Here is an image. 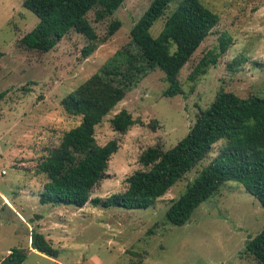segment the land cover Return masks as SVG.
<instances>
[{
	"label": "rangeland",
	"instance_id": "1",
	"mask_svg": "<svg viewBox=\"0 0 264 264\" xmlns=\"http://www.w3.org/2000/svg\"><path fill=\"white\" fill-rule=\"evenodd\" d=\"M153 1L126 0L113 17L100 22L96 20L100 9L90 12L88 20L101 39L113 21L120 20L122 27L84 58L82 50L89 41L76 32L49 53L24 48L22 38L39 20L24 8L25 0H0V92L6 93L0 104V260L20 249L28 255L23 264H134L142 255L143 264H253L241 253L246 241L263 229L264 208L241 184L227 182L182 227L172 226L166 218L171 204L226 147V141L146 210L104 207L93 201L82 209L41 203L48 178L38 174L39 166L64 134L81 122L66 114L62 100L105 67L129 69L130 57H139L131 31ZM181 1L174 2L153 27L154 37ZM200 1L219 15L220 23L182 69L183 94L165 97V74L135 62L146 73L97 127L98 145L115 140L119 151L91 200L106 201L124 193L127 179L144 169L141 155L152 147L174 148L220 91L264 98V0ZM223 39H231L224 54ZM210 53L221 55L217 65L193 82L190 75ZM122 110L142 122L126 134L110 125ZM33 218L38 220L29 224ZM33 230L51 242L59 253L57 260L31 249Z\"/></svg>",
	"mask_w": 264,
	"mask_h": 264
},
{
	"label": "trees",
	"instance_id": "2",
	"mask_svg": "<svg viewBox=\"0 0 264 264\" xmlns=\"http://www.w3.org/2000/svg\"><path fill=\"white\" fill-rule=\"evenodd\" d=\"M177 0H154L131 31L132 43L139 57L131 56L129 69L108 66L93 75L61 102L70 117L81 118L80 124L66 132L60 145L53 149L39 166L38 174H45L42 204H57L84 208L89 201L104 207L118 206L128 210H146L165 196L204 160L214 147L226 141V147L202 170L185 193L171 204L166 212L169 224L182 227L201 204L217 195L227 182L244 186L264 208V98L254 94L245 98L232 92L220 91L212 105L201 111L194 127L174 148L164 151L152 147L140 157L143 170L127 179L128 189L106 201L91 200L93 189L104 179L111 159L119 151V143L110 141L100 146L96 130L105 117L120 103L146 73L143 62L150 69L165 74L168 88L165 97L183 94L179 79L182 69L189 63L203 42L219 25L220 17L206 8L200 0H182L166 18L157 37L151 30L166 16ZM126 0H25L23 6L39 20L26 34L21 45L40 53L53 51L71 32L83 35L88 41L82 54L90 57L100 45L113 37L122 27L120 20L111 23L107 36L101 39L88 20V14L99 8L97 22L113 17ZM231 39H223L224 54ZM3 55L0 54V58ZM220 54L210 53L203 58L190 75L197 81L216 66ZM6 93L0 92V104ZM132 114L122 110L111 120L115 132L126 134L134 125ZM156 123V121H153ZM155 127L154 125H150ZM31 249L47 257L58 259L59 253L41 233L30 234ZM253 264H264V227L249 238L241 253ZM28 258L20 249L12 250L8 259L23 264ZM142 255L138 263L143 264Z\"/></svg>",
	"mask_w": 264,
	"mask_h": 264
},
{
	"label": "water",
	"instance_id": "3",
	"mask_svg": "<svg viewBox=\"0 0 264 264\" xmlns=\"http://www.w3.org/2000/svg\"><path fill=\"white\" fill-rule=\"evenodd\" d=\"M36 220H38V219H30L29 220V224H33L34 223V221H36ZM0 264H15L14 262H12L11 260H9V259H4V260H0Z\"/></svg>",
	"mask_w": 264,
	"mask_h": 264
},
{
	"label": "crops",
	"instance_id": "4",
	"mask_svg": "<svg viewBox=\"0 0 264 264\" xmlns=\"http://www.w3.org/2000/svg\"><path fill=\"white\" fill-rule=\"evenodd\" d=\"M6 201H7V200H6ZM36 253L40 254L39 252H36ZM40 255H43V254H40Z\"/></svg>",
	"mask_w": 264,
	"mask_h": 264
}]
</instances>
